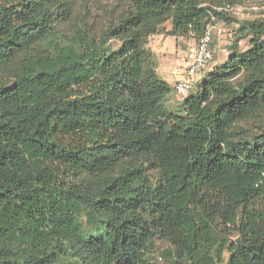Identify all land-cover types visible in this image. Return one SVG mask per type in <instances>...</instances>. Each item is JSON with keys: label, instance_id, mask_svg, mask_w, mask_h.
<instances>
[{"label": "trees", "instance_id": "1", "mask_svg": "<svg viewBox=\"0 0 264 264\" xmlns=\"http://www.w3.org/2000/svg\"><path fill=\"white\" fill-rule=\"evenodd\" d=\"M122 1L99 36L46 46L69 0H0V264H163L155 240L167 264H264V18L170 111L146 38L199 39L246 3Z\"/></svg>", "mask_w": 264, "mask_h": 264}, {"label": "rangeland", "instance_id": "2", "mask_svg": "<svg viewBox=\"0 0 264 264\" xmlns=\"http://www.w3.org/2000/svg\"><path fill=\"white\" fill-rule=\"evenodd\" d=\"M205 2L202 5H207L214 0H203ZM254 1V2H253ZM70 2V12L65 19L57 18L51 34L48 35L45 41L41 44L46 45L50 41L52 42H64L68 37L74 34V32L79 28H86L87 31L93 36H99L109 25L116 22L119 16L126 10L127 4L122 0H69ZM244 3L253 2L257 10L249 13V15L240 16L237 18L228 19L226 17H217L213 23L215 24L211 33L210 47L213 53V58L211 61L207 62L206 65L198 72L196 79H200L203 75L204 70L210 65L219 64L223 60L229 51L230 45L233 41L239 37V32L237 31L240 22L245 18H264V0H243ZM252 5V4H251ZM257 12V13H256ZM172 25L170 21H167L159 27V32L149 35L146 38L144 44L145 48L151 50L156 56V70L158 77L170 80V82H175L176 79L181 78L184 75V68L187 65V57L190 51L195 47L198 39H196L192 34L185 37H174L167 35V31L171 29ZM216 27L224 28V32L221 34L217 33ZM112 47H117L119 44L117 41L110 40L108 42ZM152 44L156 49H165L163 55L159 58L157 54L152 50ZM247 38H241L239 40V49L244 51L247 47ZM47 46V45H46ZM159 59V60H158ZM19 59H16V63ZM160 63H164L161 65ZM180 67L178 70L177 68ZM206 71V70H205ZM199 83V82H198ZM196 87L194 88V90ZM165 100V107L170 111H177L180 107V102L173 103L171 101ZM264 121V113L260 119ZM262 122L249 121L247 123H242L239 126V131H257V126L262 125ZM242 133V132H241ZM148 174L152 177L155 176L153 169L148 171ZM84 219V218H83ZM232 238V236H231ZM170 247L167 242L163 240H155L153 245L146 248L144 252V257L151 260L154 263L167 264L168 259L163 256L166 249ZM228 253H224L225 262Z\"/></svg>", "mask_w": 264, "mask_h": 264}, {"label": "built area", "instance_id": "3", "mask_svg": "<svg viewBox=\"0 0 264 264\" xmlns=\"http://www.w3.org/2000/svg\"><path fill=\"white\" fill-rule=\"evenodd\" d=\"M217 10L225 11L231 16L237 18L244 15H249L250 12L257 10V7L254 5H245V4H235L216 7ZM214 17L211 18V21L206 25L204 34L198 39L195 47L190 51L187 57V65L184 68V75L175 81L173 86V92L180 99H182L193 87L198 72L206 65L207 62L211 61L213 58V53L210 47L211 42V31L214 28L215 24L213 21ZM217 33L221 34L224 32V28L216 27ZM178 70L180 67L177 68Z\"/></svg>", "mask_w": 264, "mask_h": 264}, {"label": "crops", "instance_id": "4", "mask_svg": "<svg viewBox=\"0 0 264 264\" xmlns=\"http://www.w3.org/2000/svg\"><path fill=\"white\" fill-rule=\"evenodd\" d=\"M153 45L154 44H152V50L157 54V56L160 58L161 57V55H163L164 54V52L162 51V50H165V49H162V47H161V49H156V48H154L153 47ZM226 58V57H225ZM159 60V59H158ZM161 65H164V63H160ZM217 64V63H216ZM216 64H213V65H210L208 68H206L205 70H204V72L203 73H205V72H207V71H209V70H211L213 67H214V65H216ZM158 70H156V72H157ZM162 79L163 80H165L167 83H169L171 86H173V84L175 83H173V81L172 82H170V80H168V79H165L164 77H162ZM179 79V78H178ZM178 79H176L175 81H177ZM168 99H170L169 101H171V102H173V103H176V102H179V98L175 95V93L174 92H172L170 95H168L167 96V98H166V101L168 100Z\"/></svg>", "mask_w": 264, "mask_h": 264}, {"label": "clouds", "instance_id": "5", "mask_svg": "<svg viewBox=\"0 0 264 264\" xmlns=\"http://www.w3.org/2000/svg\"><path fill=\"white\" fill-rule=\"evenodd\" d=\"M173 86H174V84H173Z\"/></svg>", "mask_w": 264, "mask_h": 264}]
</instances>
